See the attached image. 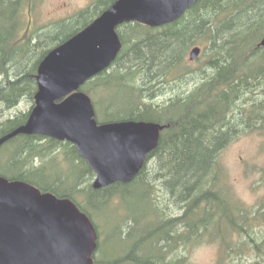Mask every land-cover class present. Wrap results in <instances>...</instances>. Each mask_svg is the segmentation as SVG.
I'll list each match as a JSON object with an SVG mask.
<instances>
[{
	"label": "trees",
	"instance_id": "trees-1",
	"mask_svg": "<svg viewBox=\"0 0 264 264\" xmlns=\"http://www.w3.org/2000/svg\"><path fill=\"white\" fill-rule=\"evenodd\" d=\"M115 1L94 0L72 19H63L62 23H74V29L65 36L52 35L53 47ZM33 4L34 0H0V107L7 109L25 95L35 99L38 67L51 50H45L30 69L22 71L23 67L12 76L16 62L25 66L22 60L32 52L21 24L28 17L25 7L30 12ZM118 31L122 51L82 91L92 97L99 122L135 119L165 125L159 145L136 179L94 189L89 180L95 173L73 143L35 134L18 135L0 149L6 165V169L0 167V175L70 197L92 219L102 208L123 202L120 196L128 198L134 188H140L151 204L153 213L147 218L153 227L143 231L136 218L134 223L122 224L121 233L135 235L130 250L108 262L99 261L95 254L96 264H195L186 251L210 242L219 245L215 264H264V230L260 228L264 200L260 207H249L233 197L221 166V153L230 143L251 133L264 136V46L260 44L264 0H199L172 23L150 27L126 22ZM43 42L52 43L44 35L36 45ZM194 46H201L202 52L193 63L187 52ZM30 112L0 121V137L24 125ZM49 155L78 159L76 181L81 186L82 181L88 182L85 188H78V183L65 187L59 175L52 176L45 167ZM37 158L46 159V164L37 165ZM260 173L264 185V166ZM88 174L91 177L84 179ZM156 184L163 200L152 198ZM80 192L85 202L76 199ZM172 200L178 213L166 217Z\"/></svg>",
	"mask_w": 264,
	"mask_h": 264
},
{
	"label": "water",
	"instance_id": "water-1",
	"mask_svg": "<svg viewBox=\"0 0 264 264\" xmlns=\"http://www.w3.org/2000/svg\"><path fill=\"white\" fill-rule=\"evenodd\" d=\"M197 1L116 0L43 59L36 106L26 124L0 138V147L22 133L68 140L95 170V188L132 182L158 146L164 126L143 120L99 124L93 102L80 86L117 57L122 48L118 25H165ZM260 44L264 46V36ZM200 53L194 47L190 59ZM96 247L95 227L74 201L0 176V264H95Z\"/></svg>",
	"mask_w": 264,
	"mask_h": 264
},
{
	"label": "rangeland",
	"instance_id": "rangeland-1",
	"mask_svg": "<svg viewBox=\"0 0 264 264\" xmlns=\"http://www.w3.org/2000/svg\"><path fill=\"white\" fill-rule=\"evenodd\" d=\"M93 1L94 0H34L35 4H33V10L31 9L30 12L27 10L26 6L24 9L26 13L25 17H28L24 18L21 28L22 33H24V35L26 34L28 39H30L32 52L22 60L25 66L16 62V65H14L11 71L12 76L14 73L17 74L19 69L23 67L25 68L22 71L30 69L36 60L42 57L45 50L54 48V42L51 40L52 35L61 33L65 36L71 33L75 24L71 22L62 23L61 21L63 19H65V21L72 19L78 11L92 6ZM42 33H45L44 35L48 38L49 42H52L50 45H46L44 42L40 45H36L39 39H44ZM59 41L60 40L56 42ZM1 80L2 77H0V81ZM166 97L167 96L164 95L158 98L157 102L163 101ZM34 102L35 100L31 99L29 95H25L20 102L12 108L7 109L1 106L0 121L8 117H13L17 113H29ZM58 149H64V147L59 146ZM57 153L58 151L55 152V155H57ZM52 155H49L47 160L37 158L36 164L40 165L41 163H45L46 160L48 165L45 163V167L48 169L49 173L52 174V176L59 175L60 178L65 181V187H70L72 184L76 185L78 183V188H85L88 182L86 184L85 181H82L83 183L81 182V186L79 182L75 181V179L79 178L78 163L80 161L71 155L69 158H67V156L54 158ZM75 164L77 169L75 168ZM221 166L224 168L225 173H227L226 184L230 186L233 197L241 200L249 207H260L262 204L261 201L264 200V185L259 181L261 175L260 169L264 166V136L259 133H251L243 135L230 143L221 153ZM0 167L6 169L5 163L2 162L1 159ZM89 177L91 176L88 174L84 176V179H88ZM95 178L96 175L89 181L93 183L95 182L94 180H96ZM61 187L64 188L62 184ZM158 188L159 186H157V184L153 187L152 198L158 197V199L163 200V192L162 190L156 191ZM81 193L82 192L76 194V199L85 202V197L80 199ZM131 194L132 196L128 198H126V196H120L124 203L119 200L106 208L101 207L102 209L93 216V220L98 228L100 242V247L98 244L96 256L101 262L109 261V259H111L110 257L116 256V258H118L124 256L132 246L133 237H135V235L129 234L127 236L125 233H121L119 227L122 224L126 226V224L134 223V218H136L141 221L143 231L153 227L149 218H147V216L153 213V210L146 195L138 187L134 188ZM167 206L169 208L165 209L164 216H174L178 213V206L173 203V200L171 204ZM260 228L264 230V225ZM134 230L138 232L137 226ZM148 244H150V241ZM218 246L216 242L205 243L187 250L186 254L190 255L191 262L195 264H215L219 256ZM143 250H145V247L142 251ZM139 254H141V251Z\"/></svg>",
	"mask_w": 264,
	"mask_h": 264
}]
</instances>
